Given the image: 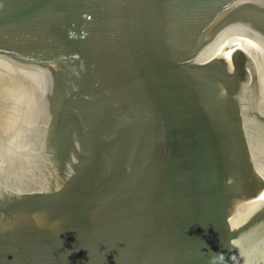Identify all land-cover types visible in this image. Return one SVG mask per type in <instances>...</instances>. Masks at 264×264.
<instances>
[{"label":"water","instance_id":"water-1","mask_svg":"<svg viewBox=\"0 0 264 264\" xmlns=\"http://www.w3.org/2000/svg\"><path fill=\"white\" fill-rule=\"evenodd\" d=\"M262 42L264 0H0V264H264Z\"/></svg>","mask_w":264,"mask_h":264},{"label":"bare ground","instance_id":"bare-ground-1","mask_svg":"<svg viewBox=\"0 0 264 264\" xmlns=\"http://www.w3.org/2000/svg\"><path fill=\"white\" fill-rule=\"evenodd\" d=\"M254 69L258 71L261 77V85L259 86V88H257V93L260 96L258 109L259 111H264V42L258 44L253 53L250 72L253 73ZM253 123L254 122L251 119V126L253 125ZM261 127L263 128L262 125ZM262 135L264 136V132L260 131L259 129H256L255 132H250V139L259 147L261 163L264 171V137Z\"/></svg>","mask_w":264,"mask_h":264}]
</instances>
